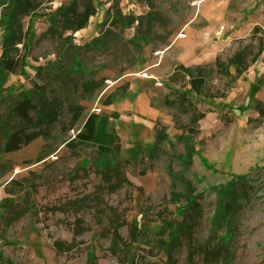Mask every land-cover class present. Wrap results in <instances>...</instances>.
<instances>
[{"label": "rangeland", "instance_id": "374dc122", "mask_svg": "<svg viewBox=\"0 0 264 264\" xmlns=\"http://www.w3.org/2000/svg\"><path fill=\"white\" fill-rule=\"evenodd\" d=\"M10 7L0 264H264V0H22L9 28ZM90 113L111 155L66 146Z\"/></svg>", "mask_w": 264, "mask_h": 264}, {"label": "trees", "instance_id": "16d2710c", "mask_svg": "<svg viewBox=\"0 0 264 264\" xmlns=\"http://www.w3.org/2000/svg\"><path fill=\"white\" fill-rule=\"evenodd\" d=\"M75 0H73L74 2ZM22 3V0H11V7L9 10V15H8V27L10 28L12 25V20L14 18V14L16 13V11L18 10V8L20 7ZM92 15V12L88 11L86 13V15L84 16L83 20L75 26L74 30H79L82 27L85 26L86 22H87V18L89 16ZM233 63L238 64V60L236 59H232ZM24 66V57H10L6 55V52H3L2 55H0V91L2 90V88L4 87V84L6 83V79H7V75L8 74H22V68ZM187 71H191L190 69H188ZM85 88H90L92 90H94L95 88H97V86H95V83H88L85 84ZM32 92L31 91H27L25 92V94L20 97V99L18 100L17 103H15L14 105V111L19 115V117L23 120V121H28L29 119V111L34 109V105L32 103ZM98 119H97V115L95 113H90L83 125L80 128V132L77 135L76 139H72V140H68L66 142V146L69 149H77L79 147V145L82 144H87V146H93L98 148V150L104 154V155H111V149L110 146L108 145H104V144H94V143H83L84 141L82 140H89V136H91V134L93 132H95L96 130H98V128L100 129H104V122L103 120L100 121L101 124L100 127H98ZM88 135V137L86 136ZM37 135H35L34 133H31L29 135L26 136L25 139H22V137H18L17 135H13L9 137V140L6 143V150L7 151H11V150H15L19 147V145L23 142V143H29L31 142L34 138H36ZM106 138L109 139V141L112 139V136L110 135H106ZM42 159V158H40ZM38 159V160H40ZM235 179L230 180L229 182H227L224 185H219L218 187H214L213 190L216 192L217 195H219L224 201L225 204L220 207L217 212H216V216L217 217H222L225 218L227 215V208L229 207V205L232 202V197H233V192L234 190H236V187L244 182V176H236L234 177ZM194 204V200L190 199L188 202V206L191 207Z\"/></svg>", "mask_w": 264, "mask_h": 264}, {"label": "built area", "instance_id": "2783aa9c", "mask_svg": "<svg viewBox=\"0 0 264 264\" xmlns=\"http://www.w3.org/2000/svg\"><path fill=\"white\" fill-rule=\"evenodd\" d=\"M79 132H80V129L78 130L71 129L69 140L76 139Z\"/></svg>", "mask_w": 264, "mask_h": 264}]
</instances>
